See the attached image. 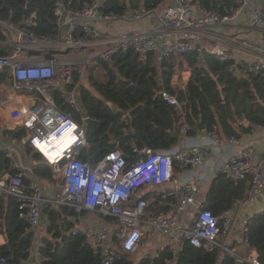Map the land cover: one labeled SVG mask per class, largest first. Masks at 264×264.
Returning a JSON list of instances; mask_svg holds the SVG:
<instances>
[{
    "label": "built area",
    "instance_id": "built-area-1",
    "mask_svg": "<svg viewBox=\"0 0 264 264\" xmlns=\"http://www.w3.org/2000/svg\"><path fill=\"white\" fill-rule=\"evenodd\" d=\"M232 3L233 6L224 13L219 10L220 4L217 8H207L198 5L196 0H174L168 5L157 2L150 8L127 9L118 15L112 11L105 12L103 0H90L81 8H74L69 0H56L58 32L47 37L0 17V24L7 28V43L13 47L10 55L0 56V70L9 68L16 88L31 93L38 100L26 104L19 99L17 106L10 111V120L31 134L28 145L53 168V179L40 181L20 168L12 149L5 151L15 172L0 176V199L6 196L17 199L19 217L33 234L30 255L20 260V264H42L44 261L40 248L45 245L43 240L38 245V240L43 210L48 205H68L76 211H99L118 219L120 225L117 229L82 227L68 232L83 236L86 243L99 252L102 264H113L124 253L136 252L145 236L143 223L152 232L168 236L163 250L168 248L175 255L190 243L208 252L219 251L220 258L228 254L243 263L262 264L256 252L243 257L235 247L222 241H229L240 229L244 235L248 231L250 219L245 218L243 212L264 192V154L257 160L256 150L252 146H241L237 136H222L217 128L209 132L215 151L225 147L232 149L214 175L227 174L248 182L244 197L236 200L232 208L219 217L196 202L201 177L182 181L178 176V172L185 168H199L206 162L207 150L202 146L171 151L134 147L133 152L138 159L134 168L127 172L124 170L129 160L119 149L108 152L93 165L78 157V148L89 147L86 117L82 121L74 118L70 111L58 104L55 95L57 92L66 106L81 113L78 88L89 61H111L118 53L128 50L135 51L141 59L153 54L158 64L172 56L182 58L186 53L197 52L201 58L204 52H208L220 61L231 62V70L237 68L241 76L261 75L264 73V5L252 11L250 30L255 34L254 38L240 35L235 38L237 41L232 40L233 47L227 49L221 44L226 38L222 32L239 19L252 0H232ZM149 15L156 17V25L146 30L123 31L109 38L100 36L90 24L129 18L138 21ZM39 48L47 53H34ZM189 77L187 75L183 78L184 83L176 85L185 88ZM161 87L160 95L180 108V132L185 135L188 130L182 110L185 103L179 102L177 96L163 85ZM121 121L129 122L127 113L122 114ZM245 123L250 125L245 120L237 121L235 125L239 127ZM263 127L253 126L252 131ZM59 137H65L67 141L52 158L49 154L59 149L52 141ZM43 147L47 148L46 151ZM164 185L168 187L155 193L170 202L168 212L145 218L147 201L143 198V190ZM136 195L140 199L133 204ZM190 207L195 209V213L187 228L180 217ZM0 235L5 238L2 225ZM244 241L249 247L247 240ZM6 263V258L0 257V264ZM168 264L179 263L173 258L168 260Z\"/></svg>",
    "mask_w": 264,
    "mask_h": 264
},
{
    "label": "trees",
    "instance_id": "trees-1",
    "mask_svg": "<svg viewBox=\"0 0 264 264\" xmlns=\"http://www.w3.org/2000/svg\"><path fill=\"white\" fill-rule=\"evenodd\" d=\"M74 8H81L90 0H69ZM161 0H147L145 6ZM56 0H0V17L32 30L37 35L47 37L58 32L55 16ZM197 4L207 8H217L225 12L233 6L232 0H196ZM127 5L119 0H103V10L122 15ZM35 15V18L33 17ZM7 28L0 24V56L10 55L13 47L7 42ZM177 56H172L160 64L154 61L153 54L141 59L133 50L122 51L111 61L95 59L89 81L91 87L82 83L78 88L82 112L77 113L68 106L65 110L82 121L90 118L87 129L89 147L78 148V157L95 165L105 155L115 149L122 151L129 160L136 156L134 147L147 146L152 150H170L179 142L173 133L181 135L182 113L176 105L168 103L160 95V87L176 95L183 105L184 118L188 126L186 135L194 136L201 129L208 132L217 128L222 136L250 133L253 126H264V73L261 75L241 76L237 68L231 70V62L220 61L215 55L204 52L199 57L197 52L186 53L182 57L189 65L191 75L185 88L172 84L176 73ZM184 60V61H183ZM101 67L106 80L100 81L94 74L95 67ZM5 71L0 70L4 79ZM93 88L96 93L92 91ZM123 113L129 116V122L121 121ZM115 114L117 119L115 120ZM247 121L249 126L235 125L237 121ZM25 133L21 129L15 135L19 138ZM31 150V149H29ZM39 162L34 166L31 177L47 182L53 179V168L48 161L33 149ZM11 161L5 153L0 154V171L14 173ZM29 181V178H26ZM248 190L247 180H237L227 174H216L207 190L203 208L222 217L232 208L233 203L244 197ZM156 194L143 195L146 200ZM159 198H157L156 196ZM2 209V229L5 243L0 244V257H5L6 264H20V260L30 255L33 246V234L27 223L19 217V205L13 196H6L0 202ZM89 210L76 211L68 205H48L43 210L46 229L52 238H44L45 247L40 248L44 258L42 264H102V257L95 255L81 235H71L80 215ZM249 247L257 251L259 260L264 264V212L250 219L247 233L244 235ZM176 258L179 264H237L235 257L220 252H208L186 243L178 255L168 248L164 249L155 260L142 258L135 262L134 257L124 253L113 264H168ZM249 264V263H244Z\"/></svg>",
    "mask_w": 264,
    "mask_h": 264
},
{
    "label": "crops",
    "instance_id": "crops-1",
    "mask_svg": "<svg viewBox=\"0 0 264 264\" xmlns=\"http://www.w3.org/2000/svg\"><path fill=\"white\" fill-rule=\"evenodd\" d=\"M120 2L127 5L128 11H132L135 8L143 7L146 4L147 0H119ZM130 1V2H129ZM174 0H161L163 5H168L173 3ZM264 5V0H252L251 5L248 9L239 17V19L228 25L227 28L222 32L223 34H227L229 36H234L237 38L240 35L242 37H250L254 38L255 34L251 32L250 28V21L252 19V11L255 8H260ZM152 18V19H151ZM112 23L108 22H98V23H90L91 26L98 30L99 35L102 37H113L118 35L123 31L128 30H146L150 27L157 24V19L154 15H149L139 20L138 22L134 21L132 18L129 19H118L111 21ZM249 27V29H248ZM228 39V38H227ZM231 40V39H230ZM46 49H49L46 48ZM45 49H35L34 53H47L44 51ZM49 52V51H48ZM186 63V62H185ZM187 64V63H186ZM180 65V64H179ZM187 66L186 73L187 75H191V71L189 65ZM4 79L0 76V154L5 153L7 149H12L15 154V159L19 164L20 168H22L27 174H33L32 170L34 166L37 164L35 161V155L33 152H29L32 148L23 142V138L26 135L25 133L22 135L21 138L17 137L15 134L19 132L22 128L18 127L16 123L10 120V111L17 106V101L20 99L26 104H32L33 101L38 102V100L34 99V96L23 90H19L15 86V82L12 78L11 71L7 74L5 71ZM176 78V79H175ZM190 78V77H189ZM175 81H181V77L179 76V70H176L174 75ZM176 82V83H177ZM172 83L174 81L172 80ZM56 99L58 104L64 109L66 106L62 100L59 98V94L55 92ZM69 110V109H68ZM248 127L249 125L245 123ZM179 142L176 146H174L170 150H176L179 148H186L192 146H202L204 149L207 150V157L206 162L200 166L199 168H191L187 167L183 171L178 172V176L182 181H192L194 178L200 176V185L196 195V202L203 204L206 199L207 190L211 183L212 178L214 177V172L217 168L225 161L226 157L232 151L231 148L225 147L221 148L219 151H215L213 149L212 140L209 137V132L205 128H201L196 135L188 136L181 134L179 135ZM241 141V146H252L256 150V158L260 159L264 154V127L255 129L254 131L251 130L250 133H243L240 137H238ZM31 149V150H29ZM199 172V173H198ZM9 173L1 172L0 176H7ZM168 185L159 186V187H147L143 190V195L147 193H153L157 190H163L167 188ZM157 195V194H156ZM155 195V196H156ZM158 196V195H157ZM156 196V197H157ZM159 197V196H158ZM157 197V198H158ZM159 199V198H158ZM3 200V199H2ZM147 201L146 207V215L157 214L159 212H168L170 202L164 201L161 198L159 199V204H157V200L154 195L149 196ZM2 209L3 203L0 202V227L2 225ZM264 212V192L257 198V200L246 207L244 209L243 215L247 219H251L254 215L260 214ZM195 213V209L190 207L187 211L180 217L183 226L189 227L191 223V218ZM42 224L46 225V220L43 218ZM120 223L118 219L112 215H105L99 211H88L85 215H80L77 219V222L73 228H82V227H92L98 228L101 226H106L109 229H117ZM242 223L240 222V228ZM142 228L144 229L145 236L142 239L140 246L136 252L129 253L131 254L135 262H139L142 258H148L151 260H155L159 254L163 251V247L168 242V236L162 234L161 232H152L146 224H142ZM44 238L38 240V245H40L41 241ZM113 242L117 245V241L113 238ZM228 242L230 246L235 247L237 252L243 256L247 257L252 252L257 251L253 248H250L246 245L244 241V234L241 232H236L232 235V237L225 242ZM5 243V238L0 235V244ZM258 254V253H257Z\"/></svg>",
    "mask_w": 264,
    "mask_h": 264
},
{
    "label": "rangeland",
    "instance_id": "rangeland-1",
    "mask_svg": "<svg viewBox=\"0 0 264 264\" xmlns=\"http://www.w3.org/2000/svg\"><path fill=\"white\" fill-rule=\"evenodd\" d=\"M130 2V1H129ZM152 19V18H151ZM139 21V20H138ZM138 21H136V22H138ZM141 21V20H140ZM108 23H112V22H108ZM223 36H225L226 38H228V39H226V38H224V40H223V42L221 43L223 46H224V48H227V49H231L233 46V43L234 42H232V40L234 39L235 41H237L235 38V36H234V34H233V37L232 36H229V35H227V34H222ZM231 39V40H230ZM237 58L238 59H240V56H239V54H237ZM88 61V59H86V62ZM177 61H180L179 63H181V61H182V58L181 57H178L177 58ZM184 61V60H183ZM186 61H184L183 62V64L181 63V65H177V67H176V70L178 71L179 70V76L182 78L181 79V81H179L180 83H182L183 82V78L185 79L186 77H187V73H186V71L188 70L187 69V66L185 67V65H187L186 63H185ZM96 63H94V59L93 60H90L89 61V64H88V67L86 68V72H85V77H84V79H83V81L81 82L83 85H85V86H88V87H91V84H90V81H89V75H90V71H91V68L93 67V65H95ZM189 71V70H188ZM94 74L98 77V79L100 80V81H104V80H106V76H105V72L101 69V67H99V66H97V67H95V71H94ZM176 79V78H175ZM175 79H174V77H173V81H174V85H176V82L177 81H175ZM178 83V82H177ZM184 83V82H183ZM176 86H178V84L176 85ZM92 89V91L94 92V93H96L95 92V90L93 89V88H91ZM37 163L39 162L38 160H35ZM41 238H52V235L47 231V229H46V225H44V224H42V226H41V229H40V233H39V239H41Z\"/></svg>",
    "mask_w": 264,
    "mask_h": 264
},
{
    "label": "water",
    "instance_id": "water-1",
    "mask_svg": "<svg viewBox=\"0 0 264 264\" xmlns=\"http://www.w3.org/2000/svg\"><path fill=\"white\" fill-rule=\"evenodd\" d=\"M161 88H162V87H161ZM114 117H115V120H116V119H117V115L115 114ZM89 121H90V118L86 117L85 123L88 124ZM173 135H174L176 138L179 137V134H178L177 132L173 133ZM30 136H31V134H30L29 132H27L26 135H25L24 138H23V142L26 143V144H28L29 139H30ZM34 155H35V154H34ZM137 159H138V158H137L136 156L131 157V158L129 159V163H128L127 167L125 168L124 172H127V171L131 170L132 168H134V166H135V164H136V162H137ZM139 199H140V196H139V195H136V196L134 197L133 204H136L137 201H138ZM29 232H30V231H29ZM95 255L98 256V255H99V252L96 251V252H95ZM237 264H244V263H243V261L238 260V261H237Z\"/></svg>",
    "mask_w": 264,
    "mask_h": 264
},
{
    "label": "bare ground",
    "instance_id": "bare-ground-1",
    "mask_svg": "<svg viewBox=\"0 0 264 264\" xmlns=\"http://www.w3.org/2000/svg\"><path fill=\"white\" fill-rule=\"evenodd\" d=\"M65 141H67V139L65 137H59V138L54 139L52 142H53V144H55L56 146H58L57 148H59V149L57 151L51 152V154H49V156H51L52 158L54 156H56L57 153L59 152V150L63 147L62 145H65L64 144ZM43 149L46 151L47 148L46 147H43ZM47 153H49V152H47Z\"/></svg>",
    "mask_w": 264,
    "mask_h": 264
}]
</instances>
